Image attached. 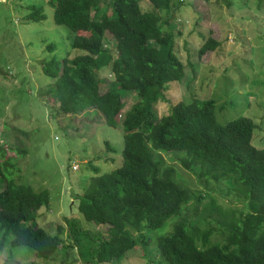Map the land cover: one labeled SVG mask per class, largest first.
I'll use <instances>...</instances> for the list:
<instances>
[{
	"label": "trees",
	"instance_id": "1",
	"mask_svg": "<svg viewBox=\"0 0 264 264\" xmlns=\"http://www.w3.org/2000/svg\"><path fill=\"white\" fill-rule=\"evenodd\" d=\"M148 2L153 8H147ZM46 3L53 7L54 22L73 32V52L40 62L42 72L54 78L43 93L62 113L87 111L82 115L85 129L99 118L98 125L123 128L121 163L103 173L90 163L94 174L81 193L73 194L86 220L107 227L91 234L81 227L79 216H71L73 245L84 262H116L139 245L153 264H264V146L251 141L254 120L241 115L219 122L212 98L179 100L161 116L153 107L154 102L167 100L169 82L184 73L173 48L175 33L166 27L170 0ZM161 8L170 11L167 16L159 13ZM44 17L43 5L33 3L23 15L27 21ZM106 32L113 36L115 53L106 42ZM219 44V39L206 38L199 55ZM48 47L53 50L54 44ZM108 63L113 79L101 91L98 70ZM122 90L137 98L126 109ZM104 144L113 150L107 140ZM171 150L185 151L180 161L193 170L203 191L182 185L175 167L153 154ZM5 154L0 147V250L5 249L8 258L15 252L20 257L31 252L33 258L48 259L60 238L34 222L37 210L49 206V190L18 181L22 175L17 160ZM221 184L244 201V209L216 202L211 192L221 191ZM204 195L210 200L198 208ZM190 204L194 219L187 213ZM168 219H172L170 230L158 232ZM149 245L157 249L159 259L151 260Z\"/></svg>",
	"mask_w": 264,
	"mask_h": 264
},
{
	"label": "rangeland",
	"instance_id": "2",
	"mask_svg": "<svg viewBox=\"0 0 264 264\" xmlns=\"http://www.w3.org/2000/svg\"><path fill=\"white\" fill-rule=\"evenodd\" d=\"M32 3L43 5L44 18L24 20L27 5ZM170 4L171 12L165 8L158 11L162 16L170 12V25L166 27L175 33L173 48L183 63L184 73L180 79L169 82L165 91L167 100L154 102L157 115L169 112L171 105L179 100L212 98L219 122L241 115L251 117L256 124L251 141L257 147L264 146V0H170ZM147 8L153 5L148 2ZM72 36L67 26L54 22L53 7L46 0H0V147L5 149V156L17 160L22 175L16 178L18 181L31 184L35 190H49V206L37 210L34 224L60 238L58 249L48 259L33 258L31 252L23 257L30 264H153L139 245L112 263L94 260L85 263L73 245L71 216H79L81 227L91 234L107 229L83 217L73 194L81 193L94 174L90 163L98 167V173L110 171L121 163L124 138L121 125L104 122L98 125L100 118L93 127L85 129L87 120L82 115H88L87 111L77 115L62 113L43 93L54 78L42 72L40 62L53 55L65 56L69 50L73 52ZM208 37L219 39L220 44L199 55V48ZM105 38L115 53L113 36L106 32ZM50 43L54 44L53 50L48 47ZM110 68L108 63L98 70L101 91L113 79ZM122 98L123 109L137 99L133 92L124 90ZM105 140L114 151L107 148ZM16 148H27V152L21 154ZM153 154L175 167V177L182 185L196 193L204 190L193 170L180 161L185 151ZM73 164H77L76 168ZM221 187V191L211 192L217 203L244 209L242 199L227 192L225 185ZM209 200L210 196L204 195L197 202L198 208ZM193 206L187 208L192 219L196 216ZM171 223L172 219H168L158 232L169 231ZM148 247L151 260L159 259L157 249L153 245ZM18 257V252L8 258L5 249L0 250V260L5 264H19Z\"/></svg>",
	"mask_w": 264,
	"mask_h": 264
},
{
	"label": "clouds",
	"instance_id": "3",
	"mask_svg": "<svg viewBox=\"0 0 264 264\" xmlns=\"http://www.w3.org/2000/svg\"><path fill=\"white\" fill-rule=\"evenodd\" d=\"M19 264H30V260L27 257H18ZM0 264H5L3 260H0Z\"/></svg>",
	"mask_w": 264,
	"mask_h": 264
},
{
	"label": "built area",
	"instance_id": "4",
	"mask_svg": "<svg viewBox=\"0 0 264 264\" xmlns=\"http://www.w3.org/2000/svg\"><path fill=\"white\" fill-rule=\"evenodd\" d=\"M76 165H77V164H73V168H76Z\"/></svg>",
	"mask_w": 264,
	"mask_h": 264
}]
</instances>
